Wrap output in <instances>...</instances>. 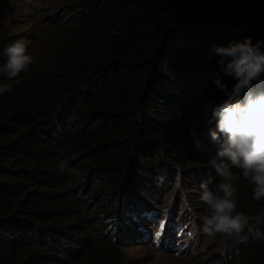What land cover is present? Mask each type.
Masks as SVG:
<instances>
[{
	"label": "trees",
	"instance_id": "obj_1",
	"mask_svg": "<svg viewBox=\"0 0 264 264\" xmlns=\"http://www.w3.org/2000/svg\"><path fill=\"white\" fill-rule=\"evenodd\" d=\"M24 1L40 13L33 32L0 18V66L17 40L34 57L20 84L0 72L12 88L0 94V264H143L123 250L140 244L195 260L177 245L194 247L196 235L199 252L200 184L219 183L209 166L211 109L225 99L214 49L264 40V0ZM237 184V211L264 210ZM244 234L209 238L215 259L264 264V239Z\"/></svg>",
	"mask_w": 264,
	"mask_h": 264
},
{
	"label": "clouds",
	"instance_id": "obj_2",
	"mask_svg": "<svg viewBox=\"0 0 264 264\" xmlns=\"http://www.w3.org/2000/svg\"><path fill=\"white\" fill-rule=\"evenodd\" d=\"M39 7L38 0H26ZM242 29H237V34ZM214 52L220 57L219 72L213 82L225 99L211 109V121L215 128L210 130L211 141L217 145L216 155L209 166L219 178L215 189L207 182L200 184V201L204 214L199 230L207 237L219 235L223 239L246 241L244 233L264 239L255 225L264 224V210L258 215L248 216L237 211V181L243 179L251 189L252 200L264 201V40L253 42L252 37L232 39L227 46H219ZM7 62L0 72L14 83L22 72H27L34 62L23 40L5 47ZM232 81L229 89L225 80ZM11 85L0 86V94L11 92ZM180 177L177 176L179 181ZM187 207V201H185ZM191 211V209H188Z\"/></svg>",
	"mask_w": 264,
	"mask_h": 264
},
{
	"label": "rangeland",
	"instance_id": "obj_3",
	"mask_svg": "<svg viewBox=\"0 0 264 264\" xmlns=\"http://www.w3.org/2000/svg\"><path fill=\"white\" fill-rule=\"evenodd\" d=\"M0 2L2 3L1 0ZM2 6L5 8V10L0 12V18H12V17L17 18L16 20H13L12 18L10 21H8L12 25L11 29L13 32L25 31V30L27 32H33L34 30L33 27L39 26V22L32 18H37L40 13L33 12L32 10L31 11L26 10L25 7L28 8V6L24 0L7 1L5 3H2ZM20 14L27 15V18H25L23 15H20ZM26 19L27 21H24ZM172 197L174 196L170 195V197L166 200L170 202L172 201ZM201 213L204 214V210H202ZM160 223H164V222L161 221ZM185 229H187V227ZM185 229H183L184 234H182L179 237L178 236L176 237V241L181 240L183 237H185V235H189L188 233H186ZM195 229L198 230L197 224L191 223L190 229H189L190 232L198 234L199 231H196ZM157 230L158 228L156 226L154 229V234H153L154 241H158L161 236L160 235L158 238L156 237L155 233ZM194 238H195L194 247H192V244L190 243V239H188L186 242L183 240L180 244L177 245V247H179L178 249H184L185 253L189 254L193 258L197 256V258H194L195 260H191V261L190 260L185 261V259L178 260L174 258L176 256H173L169 253L166 254L165 252L159 251L157 249H149L146 247V244L145 245L140 244L137 246H126L123 250L125 251L127 257H130L134 260H139L143 262V264H174V263L176 264H206V263L224 264V261H221L220 259H215V256L219 254L218 249H216V246L218 245L216 241L209 240L210 237L206 236L204 239V242L200 246L199 252L196 253V250L199 249V245H196V235ZM221 255H222V251H221ZM221 258L224 259L225 256H221Z\"/></svg>",
	"mask_w": 264,
	"mask_h": 264
},
{
	"label": "snow or ice",
	"instance_id": "obj_4",
	"mask_svg": "<svg viewBox=\"0 0 264 264\" xmlns=\"http://www.w3.org/2000/svg\"><path fill=\"white\" fill-rule=\"evenodd\" d=\"M157 228H158V230L156 231L155 235L158 238L161 235V232L165 230L166 225L163 223H158Z\"/></svg>",
	"mask_w": 264,
	"mask_h": 264
}]
</instances>
